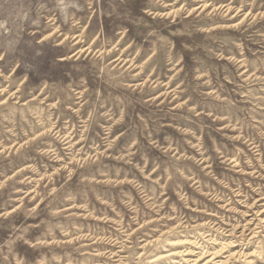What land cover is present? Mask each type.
<instances>
[{"label": "rangeland", "instance_id": "obj_1", "mask_svg": "<svg viewBox=\"0 0 264 264\" xmlns=\"http://www.w3.org/2000/svg\"><path fill=\"white\" fill-rule=\"evenodd\" d=\"M0 264H264V0H0Z\"/></svg>", "mask_w": 264, "mask_h": 264}]
</instances>
